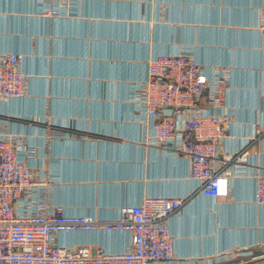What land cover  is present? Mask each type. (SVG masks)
<instances>
[{
	"label": "crops",
	"instance_id": "crops-1",
	"mask_svg": "<svg viewBox=\"0 0 264 264\" xmlns=\"http://www.w3.org/2000/svg\"><path fill=\"white\" fill-rule=\"evenodd\" d=\"M42 8L40 0H0V51L23 54L27 79L25 95L0 98V134L35 147L48 202L112 219L145 196H184L169 222L176 257L153 264H264V205L255 192L264 171V0H72L58 13ZM182 48L211 78L218 68L227 77L211 110L230 118L223 153L244 148L248 158L231 162L225 198L203 196L188 158L151 141L133 99L148 60ZM58 239L97 253L124 249L129 234L98 228Z\"/></svg>",
	"mask_w": 264,
	"mask_h": 264
},
{
	"label": "built area",
	"instance_id": "built-area-1",
	"mask_svg": "<svg viewBox=\"0 0 264 264\" xmlns=\"http://www.w3.org/2000/svg\"><path fill=\"white\" fill-rule=\"evenodd\" d=\"M44 12L58 13L72 0H40ZM264 29V12L260 17ZM24 56L0 51V98L27 92ZM226 74L214 77L189 48L161 52L148 60L147 76L135 83L133 99L139 116L151 128V141L188 158L190 176L205 197L230 195L236 159L247 151L223 153L228 115L212 111L224 98ZM2 120L0 119V123ZM223 153L222 158L220 155ZM36 149L24 138L0 134V264H153L176 257L170 219L179 214L186 197L145 196L123 204L112 219L67 212L47 200L49 178L32 162ZM41 169V167H40ZM256 202L264 205V171L256 173ZM98 228L125 231L129 241L120 251L62 242L59 235Z\"/></svg>",
	"mask_w": 264,
	"mask_h": 264
},
{
	"label": "rangeland",
	"instance_id": "rangeland-1",
	"mask_svg": "<svg viewBox=\"0 0 264 264\" xmlns=\"http://www.w3.org/2000/svg\"><path fill=\"white\" fill-rule=\"evenodd\" d=\"M2 120V119H1ZM2 122H4V120H2ZM26 142V141H25Z\"/></svg>",
	"mask_w": 264,
	"mask_h": 264
}]
</instances>
